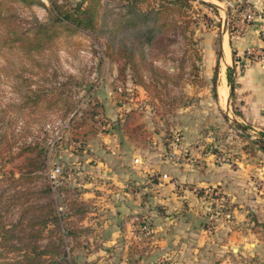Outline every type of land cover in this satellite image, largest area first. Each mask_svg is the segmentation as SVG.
<instances>
[{
    "label": "rangeland",
    "instance_id": "obj_1",
    "mask_svg": "<svg viewBox=\"0 0 264 264\" xmlns=\"http://www.w3.org/2000/svg\"><path fill=\"white\" fill-rule=\"evenodd\" d=\"M66 1L75 6L81 0ZM122 1L109 0L105 5L106 0H101L96 27L60 36L50 51L40 55L42 68L31 66L29 57L18 50L0 48V107L12 103L4 113L0 111V122L9 123L8 136L14 143L15 155L0 162V214L6 222L20 221L14 231L22 236L13 240L15 247L3 249L0 264H5L3 258L20 257L19 248L30 247L35 239L49 252L42 256V264L172 263V258L152 251V233H143L132 224L130 233L113 239L111 229L90 218L84 221L90 204L77 199V186L67 183L54 187L48 178V169L56 163L64 164L66 177L73 172L72 154L66 148L76 139L80 133L77 129L88 121L87 117L99 113L96 90L104 83L111 84L118 99H144L142 105L149 104L167 127L177 129V125L184 124L175 132L183 136L186 131L193 143H203L202 147L215 152L220 160L246 167L252 196L258 203L253 207L260 213L264 211V150L258 140H264V104L258 111L254 108L256 101L264 100V0H190L191 6L185 12L167 10L162 4L169 0H143L137 9L141 6L163 10L157 34L146 43L141 42L140 31L135 35L138 28L134 24L125 23ZM189 15L194 35L187 26L183 27ZM16 18L25 29L36 21H48L49 11L40 5L18 4ZM163 20L169 24L163 25ZM174 21L178 23L174 25ZM224 39L231 41L232 57L228 63L233 67L235 84V92L230 94L227 79L226 99L219 90L222 73L227 77L224 49L217 95L213 83L218 50ZM225 44L229 58L226 41ZM115 72L117 75L111 77ZM27 77L37 81L34 87L42 84L41 87L54 91H48L37 108L31 105L19 110L22 95L30 93L32 80ZM134 84L139 87L131 91L129 98L125 87ZM252 84L262 89L255 97L250 91ZM240 97H246L252 106H244ZM52 106L55 107L49 109ZM18 145L31 148L19 155ZM2 150L7 147L0 150V161L5 154ZM24 171L29 175L21 177ZM213 189V195L224 194L218 186ZM29 206L35 207L34 214ZM51 209L62 218L48 220L44 226L28 224L33 215L42 217ZM258 212L254 210L252 228L259 226L257 229L264 235ZM33 231L39 235L32 237ZM250 242L245 248L235 245L234 250L230 247L220 252L206 247L192 259L185 254L184 264H264V249H254L255 244Z\"/></svg>",
    "mask_w": 264,
    "mask_h": 264
},
{
    "label": "crops",
    "instance_id": "obj_2",
    "mask_svg": "<svg viewBox=\"0 0 264 264\" xmlns=\"http://www.w3.org/2000/svg\"><path fill=\"white\" fill-rule=\"evenodd\" d=\"M221 48L228 63L232 57L230 40L224 39ZM115 75L117 72L111 77ZM251 86L253 97L261 93L260 86ZM96 91L99 113L87 117L77 129L81 134L68 146L75 151L66 148L72 154L73 172L64 184L77 186V199L90 204L84 221L90 218L111 229L116 239L118 234L130 233L135 220L147 217L153 228L152 251L172 258L171 264H184L185 254L192 259L206 247L219 252L230 247L234 250L235 245L245 248L249 240L254 249H264L263 232L259 226L252 228L254 210L258 212L253 206L258 203L252 196L246 167L220 160L215 152L202 147L203 143H193L186 131L181 149L175 150L166 139V131L175 127L158 120L149 104L142 105L144 99H118L107 83ZM240 98L244 106H252L246 97ZM263 104V99L256 101L254 108L258 111ZM103 117L105 121L100 120ZM215 186L224 192L223 200L211 196L209 188ZM116 192L121 197H116ZM258 214L264 225V211Z\"/></svg>",
    "mask_w": 264,
    "mask_h": 264
},
{
    "label": "trees",
    "instance_id": "obj_3",
    "mask_svg": "<svg viewBox=\"0 0 264 264\" xmlns=\"http://www.w3.org/2000/svg\"><path fill=\"white\" fill-rule=\"evenodd\" d=\"M143 0H123L122 4L125 8L124 15L126 16L125 23H132L137 27L135 31V35H139V31L141 32V42H148L153 40L155 35L157 34L156 27L160 24L161 13L163 10L161 8H140L137 9L139 2ZM109 0H106V4ZM209 3V2H208ZM19 5L31 7L34 5H40L48 9L49 11V20L48 21H36L31 27L23 28L22 24L16 18V7ZM210 4V3H209ZM101 5V0H81L75 6H71L66 0H0V48H7L10 50H18L22 55H27L29 58V62L31 66H37L38 68H42V63L40 55H43L46 51H50V48L54 45L56 40L62 36L63 34H75L84 29H94L97 25L99 18V7ZM166 7L167 10H181L185 12V9L191 6L190 0H169L167 3L162 4ZM212 6L216 7V5L212 4ZM105 10L101 13L100 18L103 17ZM187 24H183L185 28L187 26L190 34L194 35L195 30L191 26L192 18L189 15L186 17ZM211 19L210 17H208ZM185 22V20H184ZM178 21H174V25H176ZM169 24L166 20H163V25ZM231 43V41H230ZM222 48L218 50V58L217 63L214 70V89L215 94H218L217 91V81L219 74V66H220V58L222 57ZM234 53V51H233ZM133 68V67H132ZM233 67L228 65L227 67V79L229 84L233 86V92H235V84H234V76L232 74ZM133 76V75H132ZM32 80L31 85L28 87L30 93L23 97L20 104L18 105L19 110H23L33 105L36 108L39 105L40 100L45 97V95H49L48 91L53 92L54 89H47L41 86L42 84H38L36 87L33 86L34 83H37L32 77H27ZM124 91V84H121ZM137 85V84H134ZM42 88V89H41ZM127 90V97L131 96V91L134 90L135 86L130 85L125 87ZM42 90V91H41ZM45 90V91H44ZM6 105L5 107H0V111L3 113L6 111L8 107L11 106ZM49 103V107H50ZM55 106H52L49 109H53ZM8 127L9 123L0 122V148L3 146L7 147L5 154L2 155L1 161L3 159L9 160L15 157L13 151V141L8 136ZM179 134L178 132L169 133L167 130L166 139L168 143H170V135ZM264 136V131L261 132ZM182 138V136H181ZM262 143V149L264 150V140L258 139ZM30 145H18L20 148L19 155L24 154V152L31 148ZM1 148V149H2ZM0 149V150H1ZM1 153V154H2ZM61 164L64 167V164ZM2 165V164H1ZM65 170V168H64ZM25 175H29L27 171L22 172L21 177ZM63 185V184H62ZM61 186V185H60ZM214 188V187H210ZM209 192L212 197L223 200L225 194L222 196L213 195V190L209 189ZM3 199L0 198V202ZM29 209L34 214L36 212L35 207L29 206ZM62 216L57 215V212L54 210H50L46 215H42V217H37V215H33L28 224L31 226H36L38 224H42L44 226L48 223V220L57 221L60 220ZM136 222V221H135ZM134 222L133 226H136L140 230V225L143 223H148L152 228V222L147 217L140 218L137 220V224ZM20 221L16 222H6L3 219V215L0 214V256L3 254V249L5 247H15V242L13 241L15 237L22 239V236L14 231V229L19 226ZM153 230V228H152ZM153 232V231H152ZM151 232V233H152ZM32 237H37L39 235L38 231H33L30 233ZM33 241L30 247L20 249V257L14 259L3 258L1 261L5 264H42L43 259L42 256L48 254L47 247H43L38 244L37 239Z\"/></svg>",
    "mask_w": 264,
    "mask_h": 264
},
{
    "label": "built area",
    "instance_id": "obj_4",
    "mask_svg": "<svg viewBox=\"0 0 264 264\" xmlns=\"http://www.w3.org/2000/svg\"><path fill=\"white\" fill-rule=\"evenodd\" d=\"M170 142L172 144V146L174 147V149H181V144H182V138L179 134L175 133L170 137ZM174 150V151H175ZM175 155H178L179 152H174ZM47 175L48 178L52 184V186L54 187H58L62 184H64L65 182V170L64 167L61 164H54L52 165L48 171H47ZM210 190H214L213 188H209ZM116 197H121V194L119 192H116ZM140 230L143 233L149 234L152 232V228L150 227V225L148 223H143L140 226Z\"/></svg>",
    "mask_w": 264,
    "mask_h": 264
},
{
    "label": "bare ground",
    "instance_id": "obj_5",
    "mask_svg": "<svg viewBox=\"0 0 264 264\" xmlns=\"http://www.w3.org/2000/svg\"><path fill=\"white\" fill-rule=\"evenodd\" d=\"M226 45V44H225ZM227 46H228V44H227ZM223 47H224V45H223ZM226 47V46H225ZM224 49V48H223ZM226 49V48H225ZM228 50V49H227ZM226 53H227V55H228V52L226 51ZM229 59V58H228ZM222 76H223V74H222ZM223 82H222V85H221V88H220V93H222V95L224 96V99L226 98V94H227V92H228V88H227V85H226V77L224 76V78H223Z\"/></svg>",
    "mask_w": 264,
    "mask_h": 264
},
{
    "label": "water",
    "instance_id": "obj_6",
    "mask_svg": "<svg viewBox=\"0 0 264 264\" xmlns=\"http://www.w3.org/2000/svg\"><path fill=\"white\" fill-rule=\"evenodd\" d=\"M232 92H233V86H231V91H230V94H232Z\"/></svg>",
    "mask_w": 264,
    "mask_h": 264
}]
</instances>
